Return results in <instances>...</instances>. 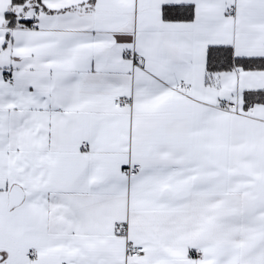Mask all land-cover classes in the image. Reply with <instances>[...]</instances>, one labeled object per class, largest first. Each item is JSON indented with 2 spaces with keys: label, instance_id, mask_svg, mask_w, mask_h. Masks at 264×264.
<instances>
[{
  "label": "snow or ice",
  "instance_id": "obj_1",
  "mask_svg": "<svg viewBox=\"0 0 264 264\" xmlns=\"http://www.w3.org/2000/svg\"><path fill=\"white\" fill-rule=\"evenodd\" d=\"M0 264H264V0H0Z\"/></svg>",
  "mask_w": 264,
  "mask_h": 264
}]
</instances>
